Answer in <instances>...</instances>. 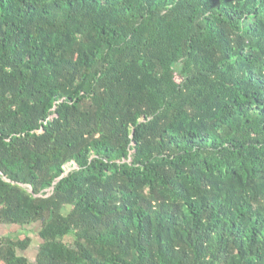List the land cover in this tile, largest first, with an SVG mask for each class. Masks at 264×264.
I'll list each match as a JSON object with an SVG mask.
<instances>
[{"label": "trees", "instance_id": "trees-1", "mask_svg": "<svg viewBox=\"0 0 264 264\" xmlns=\"http://www.w3.org/2000/svg\"><path fill=\"white\" fill-rule=\"evenodd\" d=\"M0 225V264L31 226L34 264H264V0H0Z\"/></svg>", "mask_w": 264, "mask_h": 264}, {"label": "crops", "instance_id": "crops-1", "mask_svg": "<svg viewBox=\"0 0 264 264\" xmlns=\"http://www.w3.org/2000/svg\"><path fill=\"white\" fill-rule=\"evenodd\" d=\"M24 230L28 231L26 235L31 238V243H30V247L26 251L24 252L19 251L18 255L25 256L29 260L30 264H34L36 253L42 241L37 236V232H38L37 227H32V226L26 227L24 228ZM21 231L22 229L16 226L0 225V238L2 236H10L11 238H22L24 236L21 233Z\"/></svg>", "mask_w": 264, "mask_h": 264}, {"label": "water", "instance_id": "water-1", "mask_svg": "<svg viewBox=\"0 0 264 264\" xmlns=\"http://www.w3.org/2000/svg\"><path fill=\"white\" fill-rule=\"evenodd\" d=\"M69 170H71V169H67L66 173H67ZM51 189H53V188H51Z\"/></svg>", "mask_w": 264, "mask_h": 264}, {"label": "rangeland", "instance_id": "rangeland-1", "mask_svg": "<svg viewBox=\"0 0 264 264\" xmlns=\"http://www.w3.org/2000/svg\"><path fill=\"white\" fill-rule=\"evenodd\" d=\"M178 80V79H177ZM66 240H70V238H67Z\"/></svg>", "mask_w": 264, "mask_h": 264}]
</instances>
